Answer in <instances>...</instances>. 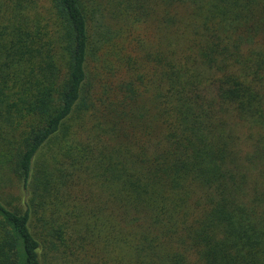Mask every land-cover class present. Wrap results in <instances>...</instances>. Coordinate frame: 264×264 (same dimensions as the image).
<instances>
[{
    "label": "trees",
    "instance_id": "trees-1",
    "mask_svg": "<svg viewBox=\"0 0 264 264\" xmlns=\"http://www.w3.org/2000/svg\"><path fill=\"white\" fill-rule=\"evenodd\" d=\"M0 264H264V0H0Z\"/></svg>",
    "mask_w": 264,
    "mask_h": 264
},
{
    "label": "rangeland",
    "instance_id": "rangeland-1",
    "mask_svg": "<svg viewBox=\"0 0 264 264\" xmlns=\"http://www.w3.org/2000/svg\"><path fill=\"white\" fill-rule=\"evenodd\" d=\"M238 133L241 135V136H244L245 134V131L244 130H241V128L238 129ZM244 138V137H242Z\"/></svg>",
    "mask_w": 264,
    "mask_h": 264
}]
</instances>
